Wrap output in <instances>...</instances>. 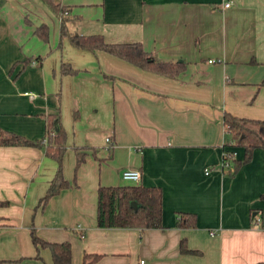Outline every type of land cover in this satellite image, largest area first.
I'll return each instance as SVG.
<instances>
[{
  "label": "crops",
  "instance_id": "0c3cea01",
  "mask_svg": "<svg viewBox=\"0 0 264 264\" xmlns=\"http://www.w3.org/2000/svg\"><path fill=\"white\" fill-rule=\"evenodd\" d=\"M58 1L70 32L140 42L184 68L167 76L78 48L60 37V18L43 0H0V128L39 139L46 115L57 114L70 182L36 207L56 161L44 147L0 145V200H8L0 264H52L48 248L35 256L31 228L69 241L70 264H86L85 253L99 254L87 264L264 261L262 149L232 173L221 164L225 149L236 159L244 153L224 146L223 112L264 119V0ZM41 24L47 41L35 32ZM62 62L76 71L62 74ZM77 151L84 160L75 169ZM127 167L140 170L135 183L160 187L162 227L97 226L98 185L126 183ZM178 211L194 212L195 226H177ZM182 238L198 252L181 253Z\"/></svg>",
  "mask_w": 264,
  "mask_h": 264
},
{
  "label": "trees",
  "instance_id": "16d2710c",
  "mask_svg": "<svg viewBox=\"0 0 264 264\" xmlns=\"http://www.w3.org/2000/svg\"><path fill=\"white\" fill-rule=\"evenodd\" d=\"M60 18V37L67 36L69 41L78 48L104 50L122 58L140 68L149 69L167 76L178 74L184 63L180 61H159L150 55L140 42H110L102 34L72 33L66 27L67 6L58 0H43ZM35 32L47 41V27L45 24L36 26ZM70 64L62 62L60 72L70 74L75 72ZM45 134L39 139H29L21 134L0 128V145H30L44 147V154L56 161V169L48 182L45 192L39 197L36 207L43 208L48 199L57 194L62 188L68 187L70 182L64 178L62 159L66 150V132L57 114H47L45 117ZM223 123L227 133L224 146H242L244 149L241 159L232 158V152L225 149V159L231 163L229 171L234 172L241 164L249 161L254 148L259 147L264 160V119L235 116L227 111L223 112ZM77 150V148L75 149ZM84 160V153L77 151L75 169ZM264 199V191L260 193ZM135 201L137 207L131 202ZM8 204V200H0V205ZM162 192L158 186H145L139 183H124L120 185H98L96 200V224L99 227H162L161 210ZM176 225L179 227H194L196 215L190 211H178ZM32 244L36 249L35 256L40 258V248H48L51 253L52 264H70L71 245L69 241H48L40 237L34 228L30 229ZM181 253H196L187 247L184 238L179 241ZM99 257L97 253H85L84 263H91ZM3 260H0V263ZM255 264H264L259 261Z\"/></svg>",
  "mask_w": 264,
  "mask_h": 264
},
{
  "label": "built area",
  "instance_id": "2783aa9c",
  "mask_svg": "<svg viewBox=\"0 0 264 264\" xmlns=\"http://www.w3.org/2000/svg\"><path fill=\"white\" fill-rule=\"evenodd\" d=\"M228 4H229V0H225L224 5H228ZM106 140L109 141V137L106 138ZM224 156H225V151L222 152V161H221L222 167H225V166L228 167L230 166V161L228 159H225ZM140 176H141L140 170L137 168L127 167L121 171L122 179L127 180V181L137 182L138 180H140ZM210 233L212 234L213 231H210Z\"/></svg>",
  "mask_w": 264,
  "mask_h": 264
},
{
  "label": "water",
  "instance_id": "95a60500",
  "mask_svg": "<svg viewBox=\"0 0 264 264\" xmlns=\"http://www.w3.org/2000/svg\"><path fill=\"white\" fill-rule=\"evenodd\" d=\"M131 205H132L133 207H135V208L138 206L137 203H136L135 201H132V202H131ZM252 214H253V213H252Z\"/></svg>",
  "mask_w": 264,
  "mask_h": 264
},
{
  "label": "rangeland",
  "instance_id": "374dc122",
  "mask_svg": "<svg viewBox=\"0 0 264 264\" xmlns=\"http://www.w3.org/2000/svg\"><path fill=\"white\" fill-rule=\"evenodd\" d=\"M123 182H126V183H135L134 181H127V180H124ZM253 213V211H252Z\"/></svg>",
  "mask_w": 264,
  "mask_h": 264
}]
</instances>
